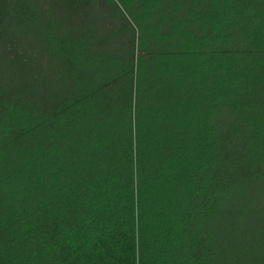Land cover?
Masks as SVG:
<instances>
[{
	"label": "trees",
	"instance_id": "trees-1",
	"mask_svg": "<svg viewBox=\"0 0 264 264\" xmlns=\"http://www.w3.org/2000/svg\"><path fill=\"white\" fill-rule=\"evenodd\" d=\"M0 264H264V0H0Z\"/></svg>",
	"mask_w": 264,
	"mask_h": 264
}]
</instances>
